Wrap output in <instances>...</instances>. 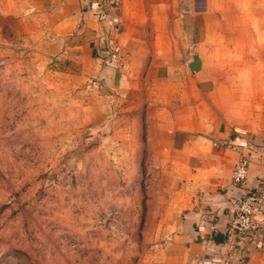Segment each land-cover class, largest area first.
<instances>
[{"label": "rangeland", "instance_id": "374dc122", "mask_svg": "<svg viewBox=\"0 0 264 264\" xmlns=\"http://www.w3.org/2000/svg\"><path fill=\"white\" fill-rule=\"evenodd\" d=\"M212 1L214 20L173 24L169 42L201 43L204 71L146 59L125 94L137 76L59 35L51 0H0V264H157L181 220L179 170L162 166L178 122L264 150V0Z\"/></svg>", "mask_w": 264, "mask_h": 264}, {"label": "crops", "instance_id": "0c3cea01", "mask_svg": "<svg viewBox=\"0 0 264 264\" xmlns=\"http://www.w3.org/2000/svg\"><path fill=\"white\" fill-rule=\"evenodd\" d=\"M51 1L59 35L77 34V40L94 44L93 50L108 58L109 63L115 56L123 77L131 73L126 68L137 76L132 84L121 86L123 93L141 89L134 70L146 59L149 70L159 74L186 68L200 75L206 68L201 43L195 44L188 55L181 44L175 45L171 54L169 42L173 24L181 30L183 20H214L217 4L212 0H124L118 11L103 19L91 9L96 0ZM91 48L85 46L83 53L89 55ZM204 84L201 81L198 86ZM194 131L192 120L185 124L178 122L174 136L182 134L186 139L175 147L177 159L170 165H162L179 170L174 175L178 177L177 209L181 220L156 252L157 264H239L240 253L247 257L245 264H264V157L258 155L264 150L251 149L246 137L235 139L222 130L211 132L209 128L191 137ZM247 150L253 153L248 176L250 188L242 189L232 184L231 174L239 154ZM245 192L256 193L262 200L255 215L259 229L238 243L229 235L227 224L237 198Z\"/></svg>", "mask_w": 264, "mask_h": 264}, {"label": "built area", "instance_id": "2783aa9c", "mask_svg": "<svg viewBox=\"0 0 264 264\" xmlns=\"http://www.w3.org/2000/svg\"><path fill=\"white\" fill-rule=\"evenodd\" d=\"M124 0H96L91 4V9L100 18H106L110 13L118 11ZM251 165V157L248 152H241L238 161L231 174V181L234 186L250 188L248 176ZM262 204L261 198L256 193H244L235 202V211L231 216L228 225V233L231 237L242 243L252 234L256 233L259 225L255 215ZM241 246V245H239ZM242 247V246H241ZM239 264L247 263V257L240 253Z\"/></svg>", "mask_w": 264, "mask_h": 264}]
</instances>
